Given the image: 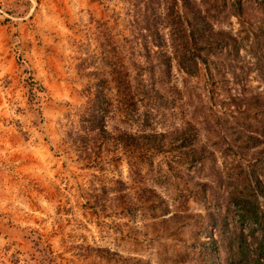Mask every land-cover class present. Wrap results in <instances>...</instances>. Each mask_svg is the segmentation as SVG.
<instances>
[{
  "label": "rangeland",
  "instance_id": "374dc122",
  "mask_svg": "<svg viewBox=\"0 0 264 264\" xmlns=\"http://www.w3.org/2000/svg\"><path fill=\"white\" fill-rule=\"evenodd\" d=\"M142 1L0 0V264H205L230 198L264 204V6L213 19L237 41L187 74Z\"/></svg>",
  "mask_w": 264,
  "mask_h": 264
},
{
  "label": "trees",
  "instance_id": "16d2710c",
  "mask_svg": "<svg viewBox=\"0 0 264 264\" xmlns=\"http://www.w3.org/2000/svg\"><path fill=\"white\" fill-rule=\"evenodd\" d=\"M248 6L253 9L261 8L264 6V0H160L156 10L153 0H143L139 6H135V11L144 21V24L140 25V31L147 32L146 37L153 38L157 43L155 46L160 48L154 51L155 56L161 57L158 53L163 52L162 48L167 40L160 33L159 26H162L168 29L169 44L173 45L167 58H174L184 72L194 74L200 63H207L197 50L228 47L230 43L237 41L228 33L215 30L212 20L220 14L224 17L230 15L243 18ZM260 34L264 35V28H261ZM257 45L261 50L264 47V39L257 40ZM259 60L264 63V48ZM163 64L169 66L165 62ZM107 105L108 102L99 86L90 99L85 115L81 116L86 130L96 131L101 140L107 131ZM258 196L251 190L250 194L230 198L236 225L227 229V235L224 232L219 241L224 257L218 260V246L210 235L208 240L201 243L205 264H215L218 261L221 264H264V204L259 202Z\"/></svg>",
  "mask_w": 264,
  "mask_h": 264
}]
</instances>
